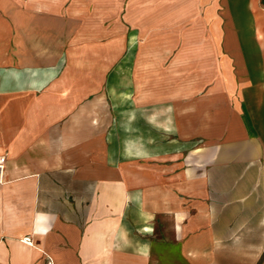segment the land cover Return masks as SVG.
Segmentation results:
<instances>
[{"label": "crops", "instance_id": "crops-1", "mask_svg": "<svg viewBox=\"0 0 264 264\" xmlns=\"http://www.w3.org/2000/svg\"><path fill=\"white\" fill-rule=\"evenodd\" d=\"M232 262L264 264V0H0V264Z\"/></svg>", "mask_w": 264, "mask_h": 264}, {"label": "rangeland", "instance_id": "rangeland-1", "mask_svg": "<svg viewBox=\"0 0 264 264\" xmlns=\"http://www.w3.org/2000/svg\"><path fill=\"white\" fill-rule=\"evenodd\" d=\"M160 233L162 234V232H160ZM162 237H163V234H162ZM231 264H240V263L232 262ZM258 264H260V262Z\"/></svg>", "mask_w": 264, "mask_h": 264}]
</instances>
